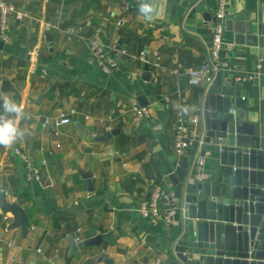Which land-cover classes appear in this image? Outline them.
<instances>
[{"label":"crops","instance_id":"obj_1","mask_svg":"<svg viewBox=\"0 0 264 264\" xmlns=\"http://www.w3.org/2000/svg\"><path fill=\"white\" fill-rule=\"evenodd\" d=\"M1 1L23 17L13 12L7 18L0 94L23 105L19 125L28 131L11 147L0 146V191L25 210L29 234L9 230L13 218L0 208V264H50L57 252L60 264H145L157 258L181 264L177 250L188 246L187 228L146 221L138 207L152 187L175 192L168 180L180 161L174 126L181 106L199 115L205 85H190L188 74L208 62L217 0H160L154 18L140 14L138 0ZM227 11V20L245 13L247 21L264 25V0H229ZM224 40L235 46L228 73L254 75L264 58V37L255 47L239 45L226 29ZM91 41L115 58L114 72L105 74L93 63ZM255 78L258 98L250 87L245 92L248 121L264 135V74ZM139 92L150 115L137 124L131 106ZM72 110L81 115L59 136L43 127L45 119ZM109 117L112 122H102ZM107 125L119 133L97 141L109 133ZM220 170L217 159L203 157V181L215 182ZM77 236L83 242L100 236L101 242L72 255L69 240Z\"/></svg>","mask_w":264,"mask_h":264},{"label":"water","instance_id":"obj_2","mask_svg":"<svg viewBox=\"0 0 264 264\" xmlns=\"http://www.w3.org/2000/svg\"><path fill=\"white\" fill-rule=\"evenodd\" d=\"M163 2L154 0V6ZM226 29L235 33L236 43L257 46L264 37V25L258 19L241 13L229 16ZM119 41L116 51L121 50ZM5 42L0 40V50ZM147 61V59H145ZM143 80L150 81L146 64ZM250 87L252 98H258L259 78L254 80L244 72H219L205 84L200 99L199 142L186 160H180L168 180L180 199L181 223L190 233L186 249L178 248L181 264H264V135L260 127L248 121L245 92ZM139 106L147 101L141 92ZM81 131V127H79ZM118 130L95 138L106 140ZM210 155L218 160L220 178L215 182L195 179L197 157ZM83 179L92 175L80 172ZM0 208L13 218L9 230L20 228L29 234V218L17 202H9L0 191ZM71 254L82 248L98 246L100 236H92L77 244L69 240ZM103 264H114L102 259Z\"/></svg>","mask_w":264,"mask_h":264},{"label":"built area","instance_id":"obj_3","mask_svg":"<svg viewBox=\"0 0 264 264\" xmlns=\"http://www.w3.org/2000/svg\"><path fill=\"white\" fill-rule=\"evenodd\" d=\"M229 0H217V14L212 34V41L209 47L208 62L202 64L199 68L191 70L188 74L189 84L192 86H199L202 84L211 83L216 75L223 71L231 70L230 58L235 48L234 44L226 43L224 40L226 33V20ZM124 7L129 9V4L126 2ZM15 13L18 19L23 17L22 14L15 12L13 6L0 0V40L8 42L7 32V18L9 14ZM122 22L119 23L121 25ZM89 47L92 52V61L96 67L103 73L109 74L114 72L118 65L115 58L96 41L89 42ZM256 72L250 76L251 79L257 77L259 74H264V58H260L256 62ZM131 112L133 113L137 124L143 120L148 119L150 112L147 108L139 106L137 103L132 104ZM81 113L77 110H72L68 114H61L59 116L47 118L44 121L43 127L50 128L51 133L55 136L60 135V128L72 124L73 118L80 116ZM84 119H89V116L83 115ZM114 118L109 117L102 122L110 123ZM200 129L199 115H184L182 112L177 114L176 123L174 126V141L173 151L178 156L179 160H186L190 151L198 146ZM107 132L110 131V126H106ZM16 154L23 160L27 161L26 157L16 150ZM188 155V156H187ZM203 158L197 157L194 164L195 179L198 181L204 180L202 174ZM138 212L143 219L151 223L159 221L168 226L180 227L181 225V207L176 192L169 191L161 186L152 187L147 197L139 204ZM8 220V215L4 217ZM81 230H79L80 232ZM75 242L82 243L83 239L80 236L75 238ZM57 255L50 259V264H60ZM145 264H163L162 260L157 258L150 260Z\"/></svg>","mask_w":264,"mask_h":264},{"label":"clouds","instance_id":"obj_4","mask_svg":"<svg viewBox=\"0 0 264 264\" xmlns=\"http://www.w3.org/2000/svg\"><path fill=\"white\" fill-rule=\"evenodd\" d=\"M139 12L145 18H154L157 10L154 6V0H138ZM0 146L9 148L16 142L23 140L27 135V129L21 128L19 121L24 118L23 105L17 103L7 94H0ZM181 112L184 115L190 114V106H181Z\"/></svg>","mask_w":264,"mask_h":264}]
</instances>
